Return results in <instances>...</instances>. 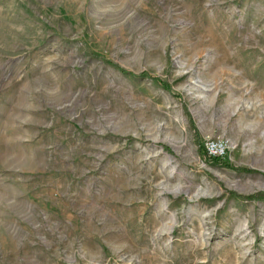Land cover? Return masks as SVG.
Wrapping results in <instances>:
<instances>
[{
	"label": "rangeland",
	"instance_id": "rangeland-1",
	"mask_svg": "<svg viewBox=\"0 0 264 264\" xmlns=\"http://www.w3.org/2000/svg\"><path fill=\"white\" fill-rule=\"evenodd\" d=\"M0 264H264V0H0Z\"/></svg>",
	"mask_w": 264,
	"mask_h": 264
},
{
	"label": "built area",
	"instance_id": "built-area-1",
	"mask_svg": "<svg viewBox=\"0 0 264 264\" xmlns=\"http://www.w3.org/2000/svg\"><path fill=\"white\" fill-rule=\"evenodd\" d=\"M226 142V141H225ZM224 141H217V140H209L206 143V151L209 155L215 156H223L226 151L227 144Z\"/></svg>",
	"mask_w": 264,
	"mask_h": 264
},
{
	"label": "trees",
	"instance_id": "trees-1",
	"mask_svg": "<svg viewBox=\"0 0 264 264\" xmlns=\"http://www.w3.org/2000/svg\"><path fill=\"white\" fill-rule=\"evenodd\" d=\"M195 127V126H194ZM205 153H206V155H207V157L209 158L208 160H209V162H211V163H213V164H215V165H219V166H221V165H225L226 163H224L222 160L220 161V159H221V157L220 156H216V157H211V156H209L208 154H207V152L205 151ZM206 157V158H207ZM225 166H227V165H225ZM228 166H230V165H228Z\"/></svg>",
	"mask_w": 264,
	"mask_h": 264
}]
</instances>
